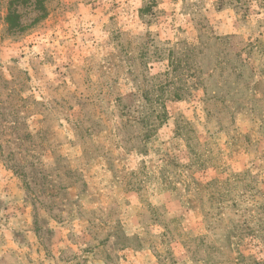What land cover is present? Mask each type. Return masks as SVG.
<instances>
[{
    "label": "rangeland",
    "instance_id": "rangeland-1",
    "mask_svg": "<svg viewBox=\"0 0 264 264\" xmlns=\"http://www.w3.org/2000/svg\"><path fill=\"white\" fill-rule=\"evenodd\" d=\"M0 264H264V0H0Z\"/></svg>",
    "mask_w": 264,
    "mask_h": 264
}]
</instances>
